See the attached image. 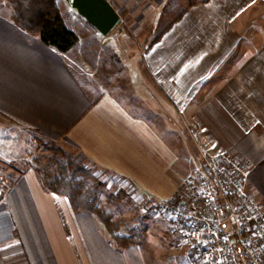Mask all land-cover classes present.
Returning a JSON list of instances; mask_svg holds the SVG:
<instances>
[{
    "label": "crops",
    "instance_id": "crops-1",
    "mask_svg": "<svg viewBox=\"0 0 264 264\" xmlns=\"http://www.w3.org/2000/svg\"><path fill=\"white\" fill-rule=\"evenodd\" d=\"M54 1L78 36L67 53L0 11V146L57 143L156 202L177 190L201 153H227L250 161L247 189L264 211V0H149L153 23L163 6H184L141 52L158 102L144 107L159 124L112 91L90 94L81 80L92 72L76 27L99 49L133 1L108 0L121 22L106 36ZM183 144H193L191 157ZM15 149L0 150V264H162L140 245L115 243L94 213L46 189Z\"/></svg>",
    "mask_w": 264,
    "mask_h": 264
},
{
    "label": "rangeland",
    "instance_id": "rangeland-1",
    "mask_svg": "<svg viewBox=\"0 0 264 264\" xmlns=\"http://www.w3.org/2000/svg\"><path fill=\"white\" fill-rule=\"evenodd\" d=\"M132 1V4L121 8L125 23H122L114 34L102 42L99 49L97 48L98 41H91L76 27L81 36L79 50L83 53V63L87 64V68L92 72L87 75L82 73L81 80L90 94L112 91L123 98L124 103L133 109L137 108L140 113L159 124V115L144 107L148 102L153 105L158 102L154 100V94L152 95L154 87L146 83L150 80L145 76L141 67V52L158 34L163 25L174 20L184 6L177 3L163 6L162 20L160 16L156 23H153L148 6L149 0ZM187 1L191 0H184V2ZM66 8L71 10L70 7ZM0 11L12 14L11 1L0 0ZM67 13L63 10L65 21L73 27L76 22L71 19V16H67ZM131 24L133 29L130 27ZM147 34L149 36L144 40L143 36ZM173 118L181 121L178 116ZM12 145L2 144L0 150L6 151L14 147L16 148L15 154L26 153L35 169L37 167L47 168L53 172L51 161L56 156L63 162L69 158L83 164L88 176H84L83 173L78 174L74 180V190L76 193H80L81 189L87 190L92 199L90 201L100 215L99 217L95 213L96 218L115 243L118 244L119 241L112 238V229L117 232L118 236H126L125 239L140 245L152 261L162 262V264H202L177 238L168 215L159 209L160 202L153 201L137 192L128 181L98 169L78 153L54 142L35 141L32 144ZM183 148L184 154L191 157L193 144H183ZM184 167L188 170L186 178L195 167L188 164ZM79 182L82 184L79 185Z\"/></svg>",
    "mask_w": 264,
    "mask_h": 264
},
{
    "label": "built area",
    "instance_id": "built-area-1",
    "mask_svg": "<svg viewBox=\"0 0 264 264\" xmlns=\"http://www.w3.org/2000/svg\"><path fill=\"white\" fill-rule=\"evenodd\" d=\"M249 167L247 158L201 153L193 172L159 203L202 264H264V211L248 192Z\"/></svg>",
    "mask_w": 264,
    "mask_h": 264
},
{
    "label": "trees",
    "instance_id": "trees-1",
    "mask_svg": "<svg viewBox=\"0 0 264 264\" xmlns=\"http://www.w3.org/2000/svg\"><path fill=\"white\" fill-rule=\"evenodd\" d=\"M12 20L21 28L37 34L42 41L61 53H67L78 41L77 34L69 29L54 0H10ZM158 38V34L149 42L145 49L150 47ZM58 151H61L58 149ZM53 172L47 168H36L43 186L49 191L66 196L74 210H86L96 213L100 217L97 208L90 201L87 190L81 189L76 193L74 188L78 174L88 176L85 166L78 161L69 158L63 162L59 157L51 161ZM79 185L82 182L78 183ZM77 184V186H78ZM82 187V186H81ZM113 239L118 240V245L124 247L136 242L125 239L126 236H118L115 230H111Z\"/></svg>",
    "mask_w": 264,
    "mask_h": 264
},
{
    "label": "water",
    "instance_id": "water-1",
    "mask_svg": "<svg viewBox=\"0 0 264 264\" xmlns=\"http://www.w3.org/2000/svg\"><path fill=\"white\" fill-rule=\"evenodd\" d=\"M103 36L108 35L121 22L119 14L108 0H65Z\"/></svg>",
    "mask_w": 264,
    "mask_h": 264
}]
</instances>
